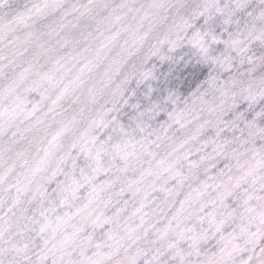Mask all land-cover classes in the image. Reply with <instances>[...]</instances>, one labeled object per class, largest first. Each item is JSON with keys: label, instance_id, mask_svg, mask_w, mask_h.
I'll return each mask as SVG.
<instances>
[{"label": "snow or ice", "instance_id": "6c2138e0", "mask_svg": "<svg viewBox=\"0 0 264 264\" xmlns=\"http://www.w3.org/2000/svg\"><path fill=\"white\" fill-rule=\"evenodd\" d=\"M0 264H264V0H0Z\"/></svg>", "mask_w": 264, "mask_h": 264}]
</instances>
